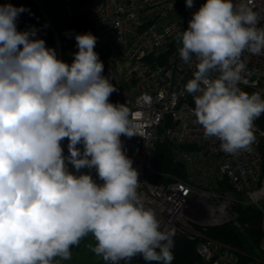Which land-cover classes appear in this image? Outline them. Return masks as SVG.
<instances>
[{"label": "clouds", "instance_id": "9594fccd", "mask_svg": "<svg viewBox=\"0 0 264 264\" xmlns=\"http://www.w3.org/2000/svg\"><path fill=\"white\" fill-rule=\"evenodd\" d=\"M25 11L0 5V264L69 260L89 234L105 262L172 264L175 233L138 194L139 173L121 142L138 133L125 104L109 100L116 87L103 75L97 37L76 34L78 51L66 63L37 29H17ZM260 19L249 0H206L176 36L181 60L195 68L184 90L196 123L227 154L251 150L264 114L261 93L238 87L243 54H264ZM82 169H95L100 182Z\"/></svg>", "mask_w": 264, "mask_h": 264}, {"label": "built area", "instance_id": "2783aa9c", "mask_svg": "<svg viewBox=\"0 0 264 264\" xmlns=\"http://www.w3.org/2000/svg\"><path fill=\"white\" fill-rule=\"evenodd\" d=\"M36 2L50 24L43 1ZM75 2L97 37L100 60L112 72L116 103L129 109L138 133L130 138L122 135L121 142L139 173L138 194L144 206L155 211L162 229L197 240L202 264H264V237L258 256L244 259L204 234L231 221L230 193L260 210L264 231V131L258 119L251 150L227 154L218 138L204 136L193 115V96L184 90L195 68L181 60L182 45L176 36L188 28L193 13L206 0H194L192 8L186 7V0H62L59 8L64 15L75 16ZM8 3L12 0H0L1 5ZM249 6L261 17L258 27H264V0H249ZM242 58L246 70L238 87L249 94L260 92L264 98V54L245 52ZM164 141L172 145L180 173H158L152 167L157 145ZM63 150L67 156L68 149ZM86 172L100 182L95 169ZM154 177L158 182L152 181Z\"/></svg>", "mask_w": 264, "mask_h": 264}, {"label": "trees", "instance_id": "16d2710c", "mask_svg": "<svg viewBox=\"0 0 264 264\" xmlns=\"http://www.w3.org/2000/svg\"><path fill=\"white\" fill-rule=\"evenodd\" d=\"M47 10V15L52 19L54 29L44 16L36 0H12V5L23 6L30 10L21 13L16 21L17 29L25 31L32 28L37 29V37L43 39L47 47L53 48L60 44L62 54L61 60L71 63L74 54L78 51L76 47V34L91 32L93 29L88 19L83 15L66 16L60 10L59 5L62 0H42ZM1 5V4H0ZM96 51V45L94 48ZM58 58V56H57ZM59 59V58H58ZM104 76L110 78V82L115 87L112 72L104 66ZM247 92L246 90H243ZM111 103H116V91L109 97ZM258 124L264 131V114L258 118ZM68 140L62 141V148H67ZM264 156V149H263ZM152 167L158 173H180V166L174 163L172 145L167 142H160L153 154ZM71 169V166L69 165ZM86 172V169H82ZM264 176V162L262 168ZM153 182H158V178H152ZM238 216L235 222L232 220L222 226L209 228L206 234L239 253L242 258H254L258 256L257 247L263 239V232L260 229L262 213L253 206L236 208ZM174 247L172 249L174 259L172 264H202L201 257L197 250L198 241L188 238L173 236ZM125 264V261H122ZM128 264H157V262H146L142 257L133 258Z\"/></svg>", "mask_w": 264, "mask_h": 264}, {"label": "rangeland", "instance_id": "374dc122", "mask_svg": "<svg viewBox=\"0 0 264 264\" xmlns=\"http://www.w3.org/2000/svg\"><path fill=\"white\" fill-rule=\"evenodd\" d=\"M74 10H75L76 15H80L82 13L81 6H80L79 2L74 3ZM50 24L52 25V29H54V25H53L52 21L50 22ZM55 51H56L58 58L61 59L62 50H61L60 45H57L55 47ZM229 198L231 199V201L229 204L230 207L228 208V210H229L228 212H229V216L231 217V221L233 220L235 222V219L238 216L236 208L238 206L247 207L249 205L244 204V203H246V200L241 195H237L235 193H230ZM260 229L263 232V236H264L263 227L260 226ZM206 232H204V234ZM95 243L96 242H95L93 236L91 234H89L87 237H85L84 239L81 240V242L79 243L78 246H74L71 248V253H72L71 259L60 260V258L57 257V258H54V262L56 260H59V264H107L103 260L102 257L95 255L91 251V249L89 248L90 244L94 246Z\"/></svg>", "mask_w": 264, "mask_h": 264}, {"label": "crops", "instance_id": "0c3cea01", "mask_svg": "<svg viewBox=\"0 0 264 264\" xmlns=\"http://www.w3.org/2000/svg\"><path fill=\"white\" fill-rule=\"evenodd\" d=\"M53 264H55V262H53Z\"/></svg>", "mask_w": 264, "mask_h": 264}]
</instances>
